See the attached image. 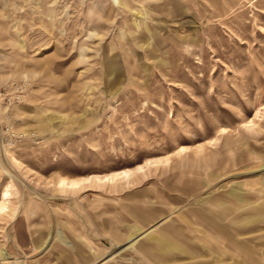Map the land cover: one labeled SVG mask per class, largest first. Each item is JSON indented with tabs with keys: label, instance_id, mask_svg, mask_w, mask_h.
<instances>
[{
	"label": "rangeland",
	"instance_id": "rangeland-1",
	"mask_svg": "<svg viewBox=\"0 0 264 264\" xmlns=\"http://www.w3.org/2000/svg\"><path fill=\"white\" fill-rule=\"evenodd\" d=\"M1 89L0 264H264V0H0Z\"/></svg>",
	"mask_w": 264,
	"mask_h": 264
},
{
	"label": "built area",
	"instance_id": "built-area-1",
	"mask_svg": "<svg viewBox=\"0 0 264 264\" xmlns=\"http://www.w3.org/2000/svg\"><path fill=\"white\" fill-rule=\"evenodd\" d=\"M8 103V104H10L12 101H11V99L8 97V95H7V92H6V90L5 89H1L0 90V103ZM6 134L8 135V136H10L11 134H12V132H11V130L9 129V128H7L6 129ZM12 136H14L13 134H12Z\"/></svg>",
	"mask_w": 264,
	"mask_h": 264
},
{
	"label": "bare ground",
	"instance_id": "bare-ground-1",
	"mask_svg": "<svg viewBox=\"0 0 264 264\" xmlns=\"http://www.w3.org/2000/svg\"><path fill=\"white\" fill-rule=\"evenodd\" d=\"M71 184V186H76V183H73V182H71L70 183ZM62 187H64V183H62V184H60ZM7 199V194H4V195H2V201H4V200H6Z\"/></svg>",
	"mask_w": 264,
	"mask_h": 264
}]
</instances>
